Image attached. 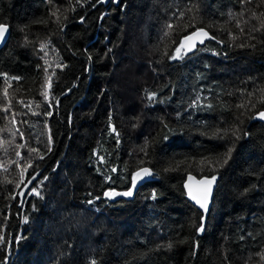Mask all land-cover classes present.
I'll use <instances>...</instances> for the list:
<instances>
[{"label": "trees", "instance_id": "obj_1", "mask_svg": "<svg viewBox=\"0 0 264 264\" xmlns=\"http://www.w3.org/2000/svg\"><path fill=\"white\" fill-rule=\"evenodd\" d=\"M0 24V264H264V0H0ZM211 172L198 233L183 182Z\"/></svg>", "mask_w": 264, "mask_h": 264}, {"label": "snow or ice", "instance_id": "obj_2", "mask_svg": "<svg viewBox=\"0 0 264 264\" xmlns=\"http://www.w3.org/2000/svg\"><path fill=\"white\" fill-rule=\"evenodd\" d=\"M98 2L104 3V2H107V0H98ZM113 2L114 3H117V4H120L121 3V0H113ZM169 27H172V26L169 25ZM6 31H7V27L5 25H0V40H2L4 38V35H5V32ZM202 37H207L209 39H215V37L209 36V33L206 32V31H204L202 28L201 29H197L196 31L190 33L189 35L183 37V39L180 41V45L176 48V52L177 53H180L181 52V49L182 48H185V47H187V49L189 51L193 50L195 48L197 42H199L200 44H203L204 43V39ZM185 41H188L190 43L187 44V46H186L185 45ZM43 47L44 46L42 45L41 48L43 49ZM171 58L172 59H176L177 57L176 56H173ZM58 66H60V65H58ZM45 71H47V69H45ZM13 79H19V78H13ZM48 79H49L48 86L50 87L51 86V84H50V78H48ZM45 95H46V93H45ZM154 96H155V93H152L149 96V99H152ZM37 106H39V105H37ZM50 107H51V105H50ZM34 114H36V113H34ZM45 115L51 116L52 113L49 111V112L45 113ZM258 116H259L260 119H264V111L259 112L258 113ZM112 131L113 132H116V129L113 127ZM117 135H118V133H117ZM49 142H51V135H49ZM21 147H22V145H21ZM30 151L31 152H38L37 149H30ZM49 151H50V149H49ZM17 155L19 156L20 153H17ZM40 158L43 159V156H40ZM226 162H227V160H225V163ZM29 166H31V165H29ZM112 171H116V169L113 168ZM151 175H152V173H151V171L148 168H141V169H139L138 171H136V172H134L132 174V184H131V188L128 191H126V192L116 193V195L132 196L133 195V190L136 187L137 181L138 180H143L144 178H146L148 176H151ZM32 179H35V177H33ZM188 180L189 181H192V180H194V177H192L191 175H189ZM215 180H216V176H212L211 178H204V179H201V180L198 181L199 184L207 186L203 190L204 191L205 198L210 194V192H211V185L213 184V182ZM28 183H31V180H29ZM185 187L189 189V196H191V198L193 200H195L196 203H198L201 206V208H206V204H205L204 200H201L195 194H193L191 185L190 184H186ZM31 193H35V189L34 188L31 190L30 194ZM36 194L38 195V193H36ZM105 195H109L110 196L111 194L110 193H106ZM153 198H155V194H153ZM90 203H91V201H90ZM199 231H203V225H201L198 228V232Z\"/></svg>", "mask_w": 264, "mask_h": 264}, {"label": "water", "instance_id": "obj_3", "mask_svg": "<svg viewBox=\"0 0 264 264\" xmlns=\"http://www.w3.org/2000/svg\"><path fill=\"white\" fill-rule=\"evenodd\" d=\"M114 4H115L116 6L118 5L117 3H114ZM0 25H5V26L7 27V31L5 32L4 38H3L2 40H0V48H1V47L3 46V44L6 42V40L8 39V37H9V33H10V30H9L8 25H6V24H0ZM201 28L205 31V28H204V27H200V28H197V29H201ZM197 29L191 31L190 33L196 31ZM206 32H208V33H209V36H211V33H210L208 30H206ZM190 33L186 34L185 36L189 35ZM185 36H183V37H185ZM183 37H182V39H183ZM202 38L204 39V43L207 42V44L210 43V42H213V41L215 40V39H209V38H207V37H202ZM182 39H181V40H182ZM189 43H190V42L185 41V45H186V46H187V44H189ZM204 43H203V44H204ZM203 44H200L199 42H197V43H196V46H195V48H194L193 50H195L198 46H201V45H203ZM183 49H184V51L187 52V53L193 51V50L189 51V50L187 49V47H185V48H183ZM260 121L264 124V119H260ZM141 168H148V169L150 170L149 167H147V166H142V167L138 168L136 171H138V170L141 169ZM136 171H135V172H136ZM189 175H191L192 177H194V180L189 181V180H188ZM34 177H35V176H34ZM148 177H149V176H148ZM148 177L144 178L143 180H138V181H137L136 187H135V189L133 190V195H134L135 192L137 191L139 185H141L143 182H145V181L148 179ZM32 178H33V177H31V178L29 179V180H31V183H32V180H33ZM204 178H211V176H201V177H198V176L194 175L193 173H188V174L186 175V177H185L184 182H183V186H184V190H185V193H186V197H187V199H188L192 204H194V205H195V206H196V207L202 212L201 225H203V228H204V225H205L206 216H207V214H208V212H209V209H210V207H211L212 198H213V203H214V201H215L214 193H215V190H217V187H218L217 182H216V180H215V181L213 182V184H212V190H211L210 194L205 198V196H204V191H203V190H204V188L207 187V186H205V185H201V184L198 183L199 180L204 179ZM29 180H28V181H29ZM28 181H26V183L22 186V188H21L20 191H19V196H20L21 203L23 202V200H24V198H25V196H26V194H27L29 188H31V185H32L31 183H28ZM131 184H132V183H131ZM186 184H190V185H191V188H192V192H193V194H195V195H196L198 198H200L201 200H204V202H205V204H206V208H201V206H200L198 203H196V201L193 200V199L191 198V196H189V189L185 187ZM130 188H131V186H130L129 188L125 189V190H119V189H111V190H110V189H107V190L104 192L103 196H104L105 198H108V199H119L120 197H124V198L132 197L133 195H132V196L116 195V193H123V192H126V191H128ZM106 193H110L111 195H110V196H109V195H105ZM213 203H212V205H213ZM201 225H200V226H201ZM198 233H202V231H199Z\"/></svg>", "mask_w": 264, "mask_h": 264}]
</instances>
